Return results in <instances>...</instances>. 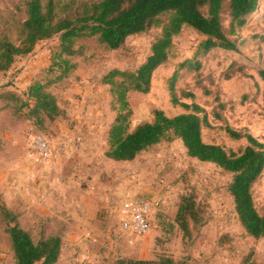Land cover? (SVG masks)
Returning a JSON list of instances; mask_svg holds the SVG:
<instances>
[{"label": "rangeland", "instance_id": "rangeland-1", "mask_svg": "<svg viewBox=\"0 0 264 264\" xmlns=\"http://www.w3.org/2000/svg\"><path fill=\"white\" fill-rule=\"evenodd\" d=\"M27 1L0 0V38L20 41ZM56 1L58 15L64 16L87 0ZM169 18V13L163 14L161 23ZM228 24L226 10L224 25ZM162 25L129 36L118 49L108 48L98 36L77 39V52L64 56L74 67L61 79H57L60 67L53 65L59 50L57 36L40 41L9 71L0 72V264H17L8 231L16 222L35 242L55 235L62 238L55 264H115L120 258L162 256L185 264H264V237L248 234L235 210L228 189L232 173L191 157L182 139L174 135L133 160H114L105 154L117 110L110 85L102 79L114 68L137 69L161 35ZM239 34V51L217 49L203 60L199 71H182L177 82L179 91L193 90L209 114L203 139L235 152L248 141L234 139L228 126L264 143V83L257 71L264 68V0ZM203 39L190 26L173 37L170 59L154 72L150 91L129 94L131 129L153 120L156 109L169 116L185 112L172 102L170 78ZM33 80L49 81L48 89L61 110L56 118L28 116L24 92ZM33 130L51 142V161H42L31 151ZM252 193L263 214L264 172ZM185 194L195 197L201 219L190 222V233L176 220ZM126 196L152 203L151 230L144 236L124 233L116 219L102 214L105 206ZM68 207L81 213L68 220L53 213L68 212Z\"/></svg>", "mask_w": 264, "mask_h": 264}, {"label": "trees", "instance_id": "trees-1", "mask_svg": "<svg viewBox=\"0 0 264 264\" xmlns=\"http://www.w3.org/2000/svg\"><path fill=\"white\" fill-rule=\"evenodd\" d=\"M261 0H95L84 1L64 16L58 15L56 0H28L27 17L21 26L18 43L7 36L0 38V72L9 71L18 57L30 54L40 41L54 36L59 38V50L53 65L60 67L57 79L65 77L74 67L65 55L77 52V39L98 36L110 49L120 48L126 39L146 31L154 25H162L161 35L152 43L151 52L135 70L111 69L102 82L110 85L112 105L117 115L108 134L105 154L114 160L135 159L140 153L174 135L182 139L188 154L201 161L213 162L233 174L229 192L234 199L235 210L248 234L264 237V213L254 202L252 188L264 172V143L247 131L227 127L234 139L246 138L248 145L240 152L227 150L220 144L203 139V128L209 124L208 112L196 101L191 89H177L182 71H199L203 60L217 49L237 52L240 31L256 13ZM226 10L229 24L224 25ZM170 14L161 23L163 14ZM184 26H190L204 36L194 55L181 61L170 78L172 102L185 112L169 116L156 109L154 118L130 128L132 110L131 92L150 91L154 72L169 61L173 37ZM58 61V62H57ZM258 74L264 83V68ZM49 81L33 80L24 92V105L29 107L30 118L41 115L54 119L61 110L56 97L48 89ZM183 99L190 100L184 101ZM35 121V120H34ZM42 121V120H41ZM15 220V219H14ZM176 220L185 233H190V222H199L197 201L192 194L181 198ZM17 264H55L61 253L62 238L49 236L35 242L31 233L16 222L9 227ZM115 264H185L176 263L171 256L158 259L120 258Z\"/></svg>", "mask_w": 264, "mask_h": 264}, {"label": "built area", "instance_id": "built-area-1", "mask_svg": "<svg viewBox=\"0 0 264 264\" xmlns=\"http://www.w3.org/2000/svg\"><path fill=\"white\" fill-rule=\"evenodd\" d=\"M30 136L31 151L42 161H51L54 158L51 142L34 130ZM151 209L152 203L148 199L126 196L120 202L105 206L102 214L107 219H116L124 233L144 236L151 230Z\"/></svg>", "mask_w": 264, "mask_h": 264}, {"label": "crops", "instance_id": "crops-1", "mask_svg": "<svg viewBox=\"0 0 264 264\" xmlns=\"http://www.w3.org/2000/svg\"><path fill=\"white\" fill-rule=\"evenodd\" d=\"M17 61V60H16ZM16 63V62H15ZM14 63V64H15ZM35 75V74H34ZM32 78V77H31ZM16 90V89H15ZM16 91H18V90H16ZM106 139H107V137H106ZM93 165V164H92ZM88 166H91V165H88ZM92 172H93V170H92ZM68 212H53L54 213V215L56 216V217H59V218H62V219H65V220H68V219H71V218H74V217H76V216H79V214L81 213V212H72V211H74L73 209H70V207H68ZM94 213V212H93ZM72 235H73V233H72ZM75 235V234H74ZM72 241H75L74 243H76L77 241H78V239L77 238H75V239H72ZM73 242H71V244H72Z\"/></svg>", "mask_w": 264, "mask_h": 264}]
</instances>
